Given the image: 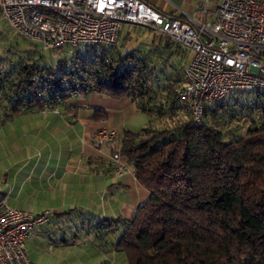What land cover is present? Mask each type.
I'll list each match as a JSON object with an SVG mask.
<instances>
[{"label": "trees", "instance_id": "1", "mask_svg": "<svg viewBox=\"0 0 264 264\" xmlns=\"http://www.w3.org/2000/svg\"><path fill=\"white\" fill-rule=\"evenodd\" d=\"M9 49L0 55V100L13 113L42 110L52 94L60 104L70 95L56 85L66 78L79 85L91 75L83 67L91 59L78 49L48 63L40 51ZM152 52L108 50L112 62L96 73L93 92L128 98L147 116L144 127L123 131L118 152L149 196L122 221L113 249L127 264H264V91L232 93L252 98L248 104L205 105L194 124L176 99L180 70L165 75L173 64ZM69 61L71 70H61ZM236 108L255 109L260 120L242 134L225 128Z\"/></svg>", "mask_w": 264, "mask_h": 264}, {"label": "crops", "instance_id": "2", "mask_svg": "<svg viewBox=\"0 0 264 264\" xmlns=\"http://www.w3.org/2000/svg\"><path fill=\"white\" fill-rule=\"evenodd\" d=\"M143 1L173 18L206 24L214 19V0ZM140 27L147 40L138 50L153 49V57H168L167 63L174 67H166L164 74L180 70L181 75L191 58L189 50L177 44L167 46L168 38L157 28ZM119 34L125 38L128 31L121 25ZM117 49L124 53L122 47ZM131 105L128 98L115 100L93 92L66 97L55 105L58 113L37 109L13 113L0 100V195H6L10 207L32 213L53 211L49 222L25 241L27 254L35 262L127 264L113 243L122 221L147 200L149 192L137 182L131 166L116 175L111 150L105 145L95 147L89 139L102 127L118 131L113 112Z\"/></svg>", "mask_w": 264, "mask_h": 264}, {"label": "built area", "instance_id": "3", "mask_svg": "<svg viewBox=\"0 0 264 264\" xmlns=\"http://www.w3.org/2000/svg\"><path fill=\"white\" fill-rule=\"evenodd\" d=\"M214 2V19L209 24L164 15L143 0H0V13L19 37L36 41L46 50L72 53L78 49L91 59L83 64L91 73L84 83L71 85L66 78L56 85L70 96L94 91L100 79L96 73L112 62L108 50L116 46L122 24L157 28L192 52L182 69L176 99L197 124L205 105L236 91H264V0ZM73 64L69 61L61 70L70 71ZM51 80L48 76L46 81ZM52 95L45 98L42 110L58 113L55 103L61 98L54 96V103ZM117 140V131L105 128L90 137L95 147L105 145L111 150L113 171L121 175L128 165L119 157ZM52 214L51 209L32 213L10 207L6 195H0V264H39L28 256L25 241Z\"/></svg>", "mask_w": 264, "mask_h": 264}, {"label": "rangeland", "instance_id": "4", "mask_svg": "<svg viewBox=\"0 0 264 264\" xmlns=\"http://www.w3.org/2000/svg\"><path fill=\"white\" fill-rule=\"evenodd\" d=\"M122 27L124 28V30L128 31V35L125 38H121V39L118 37V41H117L116 46L114 48H112L113 50H116L117 47H122V49H123L122 52H125L126 50H130V49L138 50V46L141 47L143 45V42L145 43L144 40L145 39L147 40V38H146L147 36H145L146 32L143 31V27H140V26H132L131 27V25H128V24H122ZM146 28H148V27H146ZM149 28H151V27H149ZM151 29H153V28H151ZM0 32H1V40H2V43L0 46V53L2 55L6 52L5 50L7 48H12V50L9 49V50H11V53L14 52L15 50L20 51V53L26 52L28 50L31 52L37 50V51H40L41 55L43 56V59L41 61L43 63H46V62L48 63L49 60H57L62 55L68 53L67 51H64L60 48L46 50V49H43L41 47L40 43H38L36 41H29V40L23 39L22 37H19L17 34H15L12 31V29L3 20L0 21ZM125 32L126 31H124V33ZM18 41H21V43L19 44V46H15L14 43L18 42ZM187 54H188V59H189L190 56L192 55V53L189 50L187 52ZM10 56L12 58V56H14V55L12 54ZM237 95L239 96V94H237ZM238 96H235V94L229 95L228 97H226L224 99L223 104L226 107H228L229 105H231V102L233 103L234 100L239 101L241 103L245 102L247 104L253 102L252 98L246 97V94H242L239 97ZM115 103H118V102H115ZM216 104L217 103L212 104L211 107H213ZM238 107H240V106H238ZM236 109H237L236 112H238L237 116H235V118L233 119V122H229L228 126L225 128L228 129L230 127L231 129H235L237 133L242 134L244 132V130L247 128V126L253 125L251 122V119H253L255 121L260 120V114H257L258 111L255 109L251 110V108H246V109L241 108L239 111H238V108H236ZM242 113L244 116L245 115H250V116L244 117V119H243L241 117ZM113 114H114L113 123H115V126L117 125L118 131L117 130L116 131L120 134V136H122L124 130L137 131L147 124L146 114L137 110L136 106H134V105H131L130 108H128L127 110L126 109L125 110H119V112L114 111ZM225 115L226 116L224 118H229V116H230V114H228V113ZM108 119H109V117H108ZM221 122H222V120H221ZM98 125H101L100 121L98 122ZM103 128L106 129V127H102L101 129H103ZM97 132H96V134H97ZM96 134H94V135H96ZM117 142L119 144L118 140H117ZM118 144H117V147H118Z\"/></svg>", "mask_w": 264, "mask_h": 264}]
</instances>
